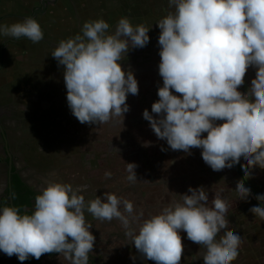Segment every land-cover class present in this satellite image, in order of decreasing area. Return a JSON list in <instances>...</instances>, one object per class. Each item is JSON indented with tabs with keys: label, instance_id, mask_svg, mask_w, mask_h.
Wrapping results in <instances>:
<instances>
[{
	"label": "clouds",
	"instance_id": "1",
	"mask_svg": "<svg viewBox=\"0 0 264 264\" xmlns=\"http://www.w3.org/2000/svg\"><path fill=\"white\" fill-rule=\"evenodd\" d=\"M168 5L174 10L156 21L163 84L159 99L143 117L172 150L191 154L193 147L200 148L214 171L243 161L241 175L249 179L255 167L264 169V0H168ZM151 27L133 25L122 16L109 31L103 17L90 19L79 33L54 47L51 56L63 66L68 107L80 123L100 125L124 118L130 110L127 97L139 93V84L134 71L124 69L121 61L131 49L150 42ZM0 35L33 43L44 39L34 16L10 26L0 24ZM249 67L256 75L242 92ZM136 167L126 162L129 184L139 181ZM111 176L105 171L106 178ZM83 191L54 181L35 196L31 212H21L22 206H0V251L20 261L55 252L68 264H89L96 237L86 222V209L101 221L118 220L128 243L156 264H180L181 230L200 245L204 264H232L239 256L242 236L225 232L228 203L217 194L209 206L204 186H189L179 200L147 217L114 192L86 201ZM234 191L240 201L252 195L243 182ZM11 199H17L15 191ZM255 199L260 203L249 211L264 221V194Z\"/></svg>",
	"mask_w": 264,
	"mask_h": 264
},
{
	"label": "rangeland",
	"instance_id": "2",
	"mask_svg": "<svg viewBox=\"0 0 264 264\" xmlns=\"http://www.w3.org/2000/svg\"><path fill=\"white\" fill-rule=\"evenodd\" d=\"M28 1L0 0V24L10 26L17 23L12 21L16 16L28 15L25 7ZM158 4L155 0L153 7L148 8L143 0H58L48 6V15L38 22L44 38L53 45L79 33L83 22L100 17L109 23V31L114 30L122 16L130 18L133 25L152 26L150 42L143 48L131 49L121 61L124 69L130 67L134 71L139 93L128 95L126 103L130 110L124 118L115 117L100 125L80 123L68 107L63 66H58L51 56L52 51L38 45L22 48L28 52L8 46L0 69V106L14 104L23 109L29 96L37 93L47 99L55 114L68 121L73 119L65 128L47 123L33 126L34 131L50 133L49 139L40 141L28 134H17L10 147L13 152L31 160L36 171L47 174L50 182L83 187L86 201L94 199L96 194L103 196L106 191L114 192L132 201L135 211H143L145 217L159 213L173 199L179 200V194L186 193L189 186H204L209 194V206L217 194L228 203L229 225L225 232H237L242 236L239 256L232 264H250V260L257 257L264 259V254L259 255L264 253V221L249 211L252 207L249 202L254 201L255 205L258 202L255 195L264 194V169L255 167L249 179L241 175L243 161L238 167L239 172L235 167L214 171L204 162L200 148L193 147L191 154L172 150L166 140L158 139L150 122L143 117V111L151 112L153 102L159 99L158 87L163 84L158 70L160 29L156 23L159 16L155 13ZM6 39L8 37L1 39L0 44ZM240 87L245 89L244 85ZM22 103L24 105H20ZM29 126L32 125L26 128ZM145 142H150L149 146H144ZM161 146L167 150L162 151ZM126 162L137 165L135 171L139 181L135 184H129L126 179ZM105 171H110L112 176L106 178ZM242 182L252 190L247 201H240L234 191ZM131 186L140 188L132 191L128 189ZM85 219H95L90 229L96 237L92 252L102 255L101 264H149L152 261L145 259L134 244L129 250L136 256L135 260L129 252L122 250L119 232L124 233V229L118 220L101 221L86 209ZM180 235L184 249L189 248L203 258L199 254L200 245L187 239L183 230ZM124 238L128 241L125 235ZM45 264L68 262L59 255Z\"/></svg>",
	"mask_w": 264,
	"mask_h": 264
},
{
	"label": "flooded vegetation",
	"instance_id": "3",
	"mask_svg": "<svg viewBox=\"0 0 264 264\" xmlns=\"http://www.w3.org/2000/svg\"><path fill=\"white\" fill-rule=\"evenodd\" d=\"M40 1L41 0L38 1V5L33 6L32 10L28 15L24 17L16 16V18H18V20H20L21 22L25 17L33 16L34 11L37 8H41ZM57 1L58 0H56L55 2L46 1V9L48 6L55 4ZM44 14H46V10ZM44 14H37L35 18L37 19L38 16H43ZM21 41L31 40L24 39L18 42ZM8 46L9 43L7 44V47ZM38 46H45L49 48L50 51H53L54 47L57 45L49 43L44 38L41 41V44ZM6 48L3 50V53L5 52ZM2 58L0 69L2 66ZM20 105H24V103ZM19 107L20 106L16 107V105L14 104L0 106V206L14 205V200L11 199V193L14 191L13 178L16 176L19 179V182L22 184V187H24L26 192H28L27 195L30 198V207L22 208V212H25L29 210H34L35 196L43 189V187L50 183V181L47 174H43L36 171V168H34L35 166L33 167L31 164V160H26L20 154H17L12 151L10 147V144L13 140L12 138L15 137L17 134H28L31 135V137H37L40 141L44 139H49L50 133L47 134L44 131H34L33 126H38L39 124L47 123L51 124L52 126L56 125L65 128L73 119H70V121H68L66 117L65 119H62L61 116L55 114L54 110L52 109V105L47 102V99L39 96L37 93H34L29 96L28 102H25L24 107L22 106L23 109H20ZM25 125L26 127L28 125L32 126L26 128ZM19 195L20 197L24 195V199L26 198L25 191L19 192ZM94 220L95 219H86V222L93 224ZM59 255L60 254L48 257L47 255L43 254L40 257L41 264H45L46 261L52 260ZM89 256V264H101L100 260L102 259V255H99L98 252H91L89 253ZM40 259L32 257L28 260L20 261L16 255L9 257L7 254L0 251V264H28L27 262L34 264L36 262H39Z\"/></svg>",
	"mask_w": 264,
	"mask_h": 264
},
{
	"label": "trees",
	"instance_id": "4",
	"mask_svg": "<svg viewBox=\"0 0 264 264\" xmlns=\"http://www.w3.org/2000/svg\"><path fill=\"white\" fill-rule=\"evenodd\" d=\"M38 1L39 0H33V1L32 0H29L28 1V4H25L26 5L25 6L26 7V10H28L29 13H30V11L32 10L33 6L34 5H38ZM48 12H49V9H46V14H44L43 16H38L37 19L38 20L39 19H43L44 17H46L48 15ZM12 21L20 22V20H18V18H15ZM2 23H4V22H2ZM4 38H7V37H5L3 35H0V41H1V39L3 40ZM8 38H12V37H8ZM12 39H14V38H12ZM40 44H41V41L38 42V43H33L32 41H21V42H17V43H9V46H11V47H17V48H19V49L22 50V48L24 46H26V45H31V46L34 47V46L40 45ZM23 49H25V48H23ZM22 51L28 52V50H22ZM234 167H235L236 171H238V172L240 171V169L238 168L239 165L234 166ZM13 189H14L15 193L17 194V199L14 200V205H16V206H22L21 207V212H22V208H24V207L29 208L30 207V204H29L30 198L27 195L28 192H26L25 188L22 187V184L19 182V179L16 176L13 178ZM21 191H25V193H26V198L25 199H24V195H22L20 197L19 192H21ZM27 212H31V210H29ZM191 242H193V241H191ZM57 254L58 253H55V252H53V253H45V255H47L48 257H52V256H55ZM27 263L28 264H31L29 262H27ZM34 264H41V259L39 260V262H36ZM149 264H156V262L152 260ZM180 264H204V262H203V258H199L196 255L195 252L193 253L191 251V249L185 248L184 249V253L182 255V258H181Z\"/></svg>",
	"mask_w": 264,
	"mask_h": 264
},
{
	"label": "crops",
	"instance_id": "5",
	"mask_svg": "<svg viewBox=\"0 0 264 264\" xmlns=\"http://www.w3.org/2000/svg\"><path fill=\"white\" fill-rule=\"evenodd\" d=\"M143 1L145 2V4H147L149 6L148 8L153 7V3L155 2V0H143ZM157 1L159 2V4H158V8L155 11V13H157V15L159 16V19L164 17L165 15H167L168 12L174 10L173 8L169 7L168 0H157ZM153 12L154 11H148V13H153ZM255 75H256L255 69L252 68V67H249L247 72H246V74H245V78H244L245 79V83L243 85L245 86V89H242L240 87L239 90H248V88L250 87V84H251V80L255 77ZM180 179H183V177H181ZM253 202H249V203L252 206H255V204H253ZM258 203H260V202L258 201L256 203V205ZM261 203L264 204V202H261ZM262 254H264V253H259V255H262ZM250 264H264V259H263V257L254 258V259L250 260Z\"/></svg>",
	"mask_w": 264,
	"mask_h": 264
},
{
	"label": "water",
	"instance_id": "6",
	"mask_svg": "<svg viewBox=\"0 0 264 264\" xmlns=\"http://www.w3.org/2000/svg\"><path fill=\"white\" fill-rule=\"evenodd\" d=\"M46 1H49V2H55L56 0H41V1H40V3H41V8H37V9L34 11V14H33L34 17H35L37 14H44V13H45L46 6H47ZM24 39H27V38L22 37V38H19V39H17V38H14V39H6V40L3 41V44L0 46V64H1V58H2L3 50L7 47V44H8V43H16V42H18V41H20V40H24ZM139 188H140V187H138V186H131V187L128 188V189H129V190L131 189L132 191H133V190L137 191ZM124 235H125L124 233L119 232V237H120L121 240H123V241H122V242H123V246L121 247L122 250L129 252L130 255H131V257H132V256H135L134 254L131 253V250H129V249L132 247V246H131L132 244L128 243V241L125 240ZM135 257H136V256H135Z\"/></svg>",
	"mask_w": 264,
	"mask_h": 264
}]
</instances>
